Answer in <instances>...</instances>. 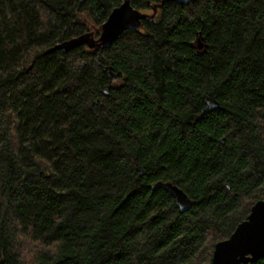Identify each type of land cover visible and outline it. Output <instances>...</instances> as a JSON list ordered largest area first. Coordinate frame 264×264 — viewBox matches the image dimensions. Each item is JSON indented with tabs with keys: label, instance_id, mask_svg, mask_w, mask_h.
Segmentation results:
<instances>
[{
	"label": "trees",
	"instance_id": "1",
	"mask_svg": "<svg viewBox=\"0 0 264 264\" xmlns=\"http://www.w3.org/2000/svg\"><path fill=\"white\" fill-rule=\"evenodd\" d=\"M123 1L0 0L3 264H213L264 200V0H131L99 46Z\"/></svg>",
	"mask_w": 264,
	"mask_h": 264
},
{
	"label": "water",
	"instance_id": "2",
	"mask_svg": "<svg viewBox=\"0 0 264 264\" xmlns=\"http://www.w3.org/2000/svg\"><path fill=\"white\" fill-rule=\"evenodd\" d=\"M175 2L187 3L192 0H172ZM164 3V2H163ZM162 6V5H160ZM157 10V6H154ZM146 16L141 10L131 4V0H124L115 7L109 14L107 20L102 25L99 37V46H111L115 40L125 31H138L142 26V18ZM74 42V41H73ZM59 44L64 48L68 44ZM197 48L201 55H204L207 45L204 39L199 37ZM111 79L113 77L110 73ZM208 106L217 107L218 102L211 93L207 98ZM163 187L169 191L176 199V203L181 211L190 209L194 201L179 186L172 182H157L154 187ZM264 257V200L257 201L252 207L247 218L238 224L229 238L216 243L213 252V264H252ZM3 264V259H0Z\"/></svg>",
	"mask_w": 264,
	"mask_h": 264
}]
</instances>
